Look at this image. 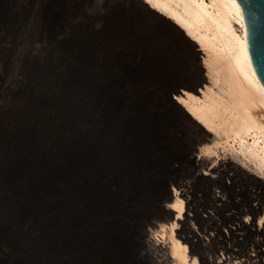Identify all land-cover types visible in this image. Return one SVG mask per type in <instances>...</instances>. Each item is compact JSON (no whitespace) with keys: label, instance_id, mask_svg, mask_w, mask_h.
Returning <instances> with one entry per match:
<instances>
[{"label":"bare ground","instance_id":"obj_1","mask_svg":"<svg viewBox=\"0 0 264 264\" xmlns=\"http://www.w3.org/2000/svg\"><path fill=\"white\" fill-rule=\"evenodd\" d=\"M118 1L143 27L125 31V49L106 55L111 93L104 112L116 111L114 131L93 130L84 153L77 146L73 184L78 191L87 187L89 198L106 204L105 210L129 212L134 195L147 193L142 208L155 216L137 221L135 242L150 264H193L198 257L192 253L208 255L207 242L198 240L201 228H235L232 238L242 243L241 252L250 246L246 239L251 247L264 243V236L249 231L256 208L261 209L257 219H264V86L250 58L242 6L238 0ZM28 6L29 26L37 25L40 34L64 22L53 0H29ZM44 50L38 40L27 43L33 59L46 62ZM143 78L160 81L162 89L159 96L144 94L137 104L124 83ZM93 116L95 129L96 112ZM164 120L171 127L168 138L178 141L169 156L187 163L191 186L178 169L171 177L152 157ZM154 166L163 176L153 184L144 179ZM196 191L204 200H196ZM212 212L222 213L223 220ZM116 223L125 230L123 219ZM241 230L243 241L237 239ZM257 230L264 232V225Z\"/></svg>","mask_w":264,"mask_h":264},{"label":"rangeland","instance_id":"obj_2","mask_svg":"<svg viewBox=\"0 0 264 264\" xmlns=\"http://www.w3.org/2000/svg\"><path fill=\"white\" fill-rule=\"evenodd\" d=\"M28 1L0 0V264H150L135 242L139 223L155 216L142 208L147 193L134 195L129 212L105 210L106 204L89 198L87 187L78 191L73 184L77 146L84 153L93 130L114 131L116 111L104 112L111 93L106 55L125 49V31L143 26L118 0H53L64 22L40 34L37 25L29 26ZM29 40L44 45L46 62L31 57ZM145 79L124 83L137 104L144 94L161 93L160 81ZM160 127L152 157L171 177L178 169L191 186L187 163L169 156L178 143L167 136L171 127L166 120ZM157 166L144 181H162ZM195 194L204 200L202 192ZM213 215L223 220L222 213ZM120 218L127 223L124 231L116 223ZM245 242L249 249L251 242ZM230 243L242 248L234 238Z\"/></svg>","mask_w":264,"mask_h":264},{"label":"snow or ice","instance_id":"obj_3","mask_svg":"<svg viewBox=\"0 0 264 264\" xmlns=\"http://www.w3.org/2000/svg\"><path fill=\"white\" fill-rule=\"evenodd\" d=\"M148 3H152V0H147ZM264 78V76H262ZM183 91V88L180 89ZM231 181H229L230 183ZM174 191V189H173ZM182 204L183 201H180ZM177 205L169 204L168 207L175 208ZM261 212L260 208H256L253 214L249 217L251 220V231L253 236H264V232L257 230V225H264V219L258 220L257 217ZM207 214V213H205ZM202 235L198 237V240L207 242L205 247L211 251L214 249L213 255H203L199 253H192L193 256L198 257V259L193 260V264H221V261H224V264H264V243L255 242L253 246L248 250L241 252L240 245H233L230 243L232 234L236 232V229L233 227H225L221 230L220 233L212 231L210 229H200ZM225 234H227V241ZM238 240L243 241L245 239L243 235V230H241V235L237 237ZM243 256L245 259L241 261L239 257Z\"/></svg>","mask_w":264,"mask_h":264},{"label":"water","instance_id":"obj_4","mask_svg":"<svg viewBox=\"0 0 264 264\" xmlns=\"http://www.w3.org/2000/svg\"><path fill=\"white\" fill-rule=\"evenodd\" d=\"M245 19L247 44L255 72L264 86V0H238Z\"/></svg>","mask_w":264,"mask_h":264}]
</instances>
